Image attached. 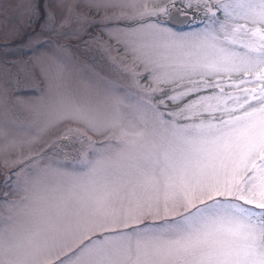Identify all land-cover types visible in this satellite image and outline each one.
<instances>
[{
	"label": "snow or ice",
	"instance_id": "1",
	"mask_svg": "<svg viewBox=\"0 0 264 264\" xmlns=\"http://www.w3.org/2000/svg\"><path fill=\"white\" fill-rule=\"evenodd\" d=\"M25 7L48 93L16 104L38 133L80 127L4 159L0 264H264V0H87L99 21ZM93 24L112 76L88 68L71 92L49 33ZM22 132L5 109V153L40 139Z\"/></svg>",
	"mask_w": 264,
	"mask_h": 264
},
{
	"label": "rangeland",
	"instance_id": "2",
	"mask_svg": "<svg viewBox=\"0 0 264 264\" xmlns=\"http://www.w3.org/2000/svg\"><path fill=\"white\" fill-rule=\"evenodd\" d=\"M35 3L46 5L47 8L56 14L57 19L61 22L67 15L65 4H79L78 11L84 12L94 21H99L100 15L90 11L84 4L87 0H33ZM27 0H0V126L3 125L5 119V109L10 121H14L23 126L27 136L39 135V141L31 147L25 146L23 150L12 149L8 153L3 151L4 140L0 137V190L4 188V173L11 175V168H6L3 161L7 157L9 160L15 159L18 155L24 157L46 151V145L51 144L58 137L68 134L69 128L80 127L75 123H64L58 127L47 131L46 133H38L36 127H32L33 121L39 119L34 112L24 111L16 104V95H20L23 99L31 101H41L46 98L48 93V84L44 77L40 74L37 67L36 55L29 50V40L31 33L36 28L35 24H30V13L25 5ZM62 36L49 33L51 39L58 41L61 45H70L68 54L71 62L64 73L65 87L71 92H79L81 90V78L86 74V69L91 68L95 72L103 76L111 78L112 71L109 63L104 59L100 52L95 48L94 37H102L107 40L108 37L95 28L93 24L86 32L81 33L80 37L72 35L73 27H65ZM40 39H46L40 37ZM51 47V45H49ZM45 51V49H41ZM26 59L33 61L35 74L24 81L20 86L16 85L15 78L20 62ZM79 69V70H78ZM8 90V100L5 105L3 99V90ZM16 93L14 95L13 93Z\"/></svg>",
	"mask_w": 264,
	"mask_h": 264
}]
</instances>
